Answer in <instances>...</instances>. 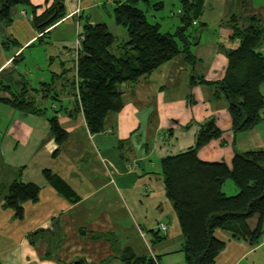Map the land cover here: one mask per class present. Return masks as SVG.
<instances>
[{
	"label": "crops",
	"instance_id": "0c3cea01",
	"mask_svg": "<svg viewBox=\"0 0 264 264\" xmlns=\"http://www.w3.org/2000/svg\"><path fill=\"white\" fill-rule=\"evenodd\" d=\"M124 1L64 0L66 16L42 36L33 22L34 7L41 15L54 0H31V6L17 8L6 28L20 44L0 41V89L10 86L15 94L29 90L40 113H24L0 101V264H74L80 258L130 264L111 241L95 238V232L114 233L122 246L158 264H188L184 235L164 186L162 159L193 147L210 120L222 134L198 150L201 160L231 167L236 151L264 149V110L255 126L235 132L220 83L228 52L241 42L233 37L235 24L246 27L254 16L264 28V0H205L193 23L199 28L192 47L195 62L180 53L124 84L123 106L108 116L104 131L92 133L83 112L71 113L75 97L69 82L78 76V33L87 22H104L118 42L126 41L127 30L113 14ZM159 2V8L165 7L164 0ZM151 4L142 1L140 7L149 11ZM258 50L264 54V38ZM43 83L51 84L58 100L36 90L46 87ZM261 89L264 93V84ZM54 115L70 133L57 154L50 124ZM46 169L79 198L72 201L62 194L46 177ZM14 181L41 187L39 200L26 203L22 219L5 205ZM223 190L227 195L239 191L233 180ZM160 223L167 229L161 230ZM219 230L216 235L226 246L213 264H264V237L252 245Z\"/></svg>",
	"mask_w": 264,
	"mask_h": 264
},
{
	"label": "trees",
	"instance_id": "16d2710c",
	"mask_svg": "<svg viewBox=\"0 0 264 264\" xmlns=\"http://www.w3.org/2000/svg\"><path fill=\"white\" fill-rule=\"evenodd\" d=\"M142 1L149 0H126L113 10L116 23L127 30L126 41L118 42L104 22H87L83 26L85 38L78 54V76L69 82L75 97L71 113L83 112L92 133L104 131L108 116L122 108L119 85L138 81L180 53H185L191 63L196 60L192 47L197 42L199 28H194L193 23L202 13L205 0H179L184 13L174 32H162L159 23L151 22L146 9L140 7ZM23 5L31 6V0H0V24L9 27L17 8ZM154 5H163V2ZM35 11L36 7L33 22L42 36L66 16L64 0H54L41 15ZM249 23L246 27L235 24L233 37L240 38L241 42L238 48L228 52L226 74L220 82L229 102L235 132L255 126L264 110L261 89L264 54L258 50L264 38V28L254 16L249 17ZM0 41L6 46L20 44L7 33L5 36L0 33ZM43 85L46 87L36 90L58 100L51 84ZM28 91L15 94L10 86H2L0 101L24 113H40L36 100L27 95ZM50 124L58 144L57 154L70 138V133L61 127L57 115L50 119ZM221 134L213 120L207 121L193 147L161 161L166 194L173 203L184 235L183 252L188 264H213L216 261L226 246V241L216 235L217 229L226 230L232 237L252 245L259 244L264 237V149L236 151L231 167L225 162L201 160L198 150ZM44 173L62 194L72 201L79 198L50 170L46 169ZM228 180H233L239 189L234 195H227L223 190ZM40 192L41 187L35 182L14 181L5 196V205L22 219L26 203L38 201ZM94 237L111 241L120 258L127 263L158 264L153 258L137 255L132 248L122 246L112 232H95ZM109 261L110 258L90 263L80 258L74 264H108Z\"/></svg>",
	"mask_w": 264,
	"mask_h": 264
},
{
	"label": "rangeland",
	"instance_id": "374dc122",
	"mask_svg": "<svg viewBox=\"0 0 264 264\" xmlns=\"http://www.w3.org/2000/svg\"><path fill=\"white\" fill-rule=\"evenodd\" d=\"M150 1L152 3L151 4L152 9L147 11L149 20L154 23L160 22L161 23L160 28L162 32H169V31L174 32L177 26H179V24L182 21L181 16L184 13V6L182 5V3L179 2V0H164L166 3L165 7L159 8V6H156L154 4H156L160 0H150ZM106 13L109 14V11H107ZM152 13L156 14L155 17L152 16ZM173 15L175 17H173ZM119 40H120L119 42L123 41L122 39ZM228 181H232V180H228ZM219 231L225 233L226 230L220 229Z\"/></svg>",
	"mask_w": 264,
	"mask_h": 264
},
{
	"label": "built area",
	"instance_id": "2783aa9c",
	"mask_svg": "<svg viewBox=\"0 0 264 264\" xmlns=\"http://www.w3.org/2000/svg\"><path fill=\"white\" fill-rule=\"evenodd\" d=\"M85 38V35L83 33V31H79L78 33V37H77V49L80 50L81 48V44H82V41L84 40ZM158 227L161 229V230H166L167 229V224L166 223H160L158 225Z\"/></svg>",
	"mask_w": 264,
	"mask_h": 264
},
{
	"label": "water",
	"instance_id": "95a60500",
	"mask_svg": "<svg viewBox=\"0 0 264 264\" xmlns=\"http://www.w3.org/2000/svg\"><path fill=\"white\" fill-rule=\"evenodd\" d=\"M0 33L6 35V28L2 24H0ZM119 91H122V85H119Z\"/></svg>",
	"mask_w": 264,
	"mask_h": 264
}]
</instances>
